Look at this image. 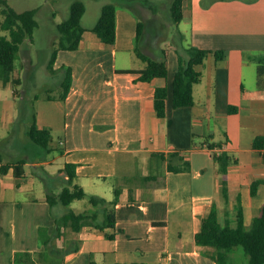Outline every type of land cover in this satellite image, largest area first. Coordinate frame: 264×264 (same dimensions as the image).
Segmentation results:
<instances>
[{"label": "crops", "instance_id": "obj_1", "mask_svg": "<svg viewBox=\"0 0 264 264\" xmlns=\"http://www.w3.org/2000/svg\"><path fill=\"white\" fill-rule=\"evenodd\" d=\"M54 1L57 10L65 7L64 0ZM73 1L66 0L68 11ZM83 1L84 16L92 10L96 18L92 26L82 24L87 30L77 49L58 51L53 72H60L61 92L34 95L37 124L49 128L52 138L57 133L60 147L50 143L48 159L40 156L39 149L36 159H23L35 168L50 165L63 179H68L66 164H72L76 171L73 183L88 195L113 201L117 189L118 198L109 207L115 225L101 229L98 225L106 218L105 207L90 201L91 207L73 205L74 200L60 212L54 211L58 203L47 199L51 183L38 196L16 198L15 190L35 189V178L27 172L17 178L11 167L0 177V264H15L18 253H45L47 245L40 241L42 227L50 229V234L46 232L52 236L51 243L60 250L53 255L63 256L59 263L46 261L48 264H218L206 253L207 248L196 243L202 219L215 207L222 224L233 219L230 225L236 226L241 208L249 227L264 205V76L261 84L258 77L259 65H264V0H184L183 18L176 22L174 36L158 43V52H151V39L142 41L146 27L151 26L140 18L138 9L157 17L159 4ZM107 3L117 8L113 44L103 42L92 31ZM168 3L172 17L173 0ZM140 21L144 28L138 39ZM159 26L164 25L160 22ZM164 37L160 30L154 41ZM30 42L22 43L15 59L13 77L19 79L18 84L7 79L0 67V124L22 117L17 95L32 99L25 94L35 84L30 66L27 71L28 64L33 65ZM137 45L154 59H161L168 49L165 78H140L136 71L147 62L136 55ZM189 46L211 53L196 67L201 80L193 86L194 103L175 107L173 80L179 51L185 53ZM218 50L225 52L223 58L215 56ZM50 58L51 54L48 64ZM63 65L71 66L73 74L65 98L61 97ZM18 85L23 86L20 92ZM160 85L168 89L165 117L158 116L155 109V89ZM217 150L234 158L228 167L226 193L214 158ZM175 151L188 158L190 169H182L183 160L174 157L175 168L169 167ZM256 180L262 182L253 194ZM70 208L93 218L78 231L64 226L69 234L65 247L54 238L60 237L63 225L57 229V219ZM34 215L46 222L37 220V231L24 234L23 220ZM238 251L230 252L226 264H236Z\"/></svg>", "mask_w": 264, "mask_h": 264}, {"label": "trees", "instance_id": "obj_2", "mask_svg": "<svg viewBox=\"0 0 264 264\" xmlns=\"http://www.w3.org/2000/svg\"><path fill=\"white\" fill-rule=\"evenodd\" d=\"M183 2L184 0H173L172 3V18L174 22H179L183 18ZM0 11L4 15V19L0 21V25L9 31L10 38L0 35V67L4 71L7 79H12L14 84L20 81L13 77L15 69V59L22 43L29 39L33 40L35 29L39 26V20L36 16L37 8H29L23 11L16 10L8 0H0ZM86 12V4L83 0H75L70 7L69 15L57 25L59 37L54 42L51 51V58L48 68L53 71V64L57 58L58 51L61 49L74 50L80 46L83 33L87 30L82 25V18ZM116 20L117 8L114 3H107L103 6L101 14L95 25L92 27L100 39L108 44H113L116 40ZM143 21L139 22L137 38L139 39L143 31ZM185 53L179 51V63L173 80V105L175 107L192 105L194 103L193 86L201 80V72L197 70V66L201 64L205 58L211 53V50L189 46L184 49ZM135 53L138 57L147 62L144 69L139 71L140 78L143 80H152L156 77H166L168 73V49L163 50L161 59H154L137 45ZM217 58H223L225 52L223 50L214 51ZM63 73L62 82V98L67 95L73 80L72 68L68 65L61 67ZM135 72V71H134ZM264 76V65H259L258 77L261 84V79ZM155 109L160 117L168 115V89L166 85L157 86L154 94ZM233 108V107H232ZM231 108V110H233ZM28 137L32 142L45 150H50V142L52 133L49 128L39 127L36 120V114L33 113V120L27 131ZM258 140H256V146ZM210 147H214L210 144ZM169 167L174 169L173 157L178 160H183L182 169H190L188 158L179 151L171 153ZM214 158L218 164L219 172L222 176L223 189L226 193L227 173L230 163L234 158L226 153L217 154L214 152ZM1 159V154H0ZM24 159L14 161L12 163H2L0 173L4 174L12 167L15 177L23 178L26 174ZM65 171L68 175L69 185L62 188L58 197L55 198L48 193V201L50 203H59L69 206L76 199L88 198L92 204H100L105 207L106 218L102 224L98 226L101 229L106 227H114L115 215L110 206H112L118 198L119 191L116 189V196L113 201H108L106 198L99 195H88L80 185L73 183L76 176L75 168L72 164H66ZM261 180H256L252 184V193L255 194ZM90 218H93L87 212H77L70 208L63 217L57 219V229L60 227V222L63 225H69L74 231L80 230L84 225L89 224ZM112 237V234H108ZM196 243L207 248L206 253L214 258L218 264H223L227 261L230 252L242 247L245 254L248 256L249 264H264V205L260 213L253 219L251 226L246 227L243 210L240 208L237 212V224H222L219 220L217 209L213 207L209 214L202 219L200 230L195 235ZM50 242V243H49ZM51 244V245H50ZM49 249L45 253L39 252L38 257L32 260L23 257V254H31V252L18 253L15 258V264H36L42 259L45 261L55 262L54 253H60L57 245L51 243V240L46 244ZM37 253V252H36ZM56 262V263H57ZM59 263V262H58ZM93 264V263H92Z\"/></svg>", "mask_w": 264, "mask_h": 264}, {"label": "rangeland", "instance_id": "obj_3", "mask_svg": "<svg viewBox=\"0 0 264 264\" xmlns=\"http://www.w3.org/2000/svg\"><path fill=\"white\" fill-rule=\"evenodd\" d=\"M65 1V2H64ZM63 2L65 3V7L62 10H57L56 2L54 0H8V2L18 11H23L28 8L39 7L37 11V18L40 22L39 26L35 29L33 40L30 42V47H32V58L33 65L28 64L27 71L33 70V75L35 78L34 87H30L29 90L25 92L27 95L26 97L31 96L30 99H24L22 96L23 94L17 95V103L22 106L23 112L21 113L22 117L19 119H15L12 122H7L6 125L0 124V170L2 163H12L14 161L26 158L27 160L36 159L39 154L44 159H48L50 155H47L50 150H45L43 147L38 146L31 139L28 137L27 131L28 127L31 125L33 120V113L35 111V97L34 95H46V94H53L57 96L61 92L60 86V72H53L49 68H47L49 56L51 54L52 47H49L50 42L57 41L59 37V32L57 30V25L61 22L64 18H66L70 10L66 9V0ZM143 2H150L151 4H159L157 14L158 16L155 17L154 15H145V11L143 9H138L140 12V18L148 22L149 26L145 29V34L143 36L142 41H151V52H158V43L162 44L166 42V38H172L174 36V31H176V27H178L177 23L172 20L171 17V8L169 6V0H144ZM1 8V4H0ZM96 15L94 12L88 11L84 18H82V24L85 26H92L95 22ZM158 18V21L155 20ZM4 19V15L0 11V21ZM163 24V27H160V22ZM164 30L166 37L162 38L159 42L154 41V37L159 34V31ZM0 35L6 36L10 38V33L8 30L4 29L0 25ZM151 36V38H149ZM26 54V53H25ZM139 59V58H138ZM140 61L143 64L142 60ZM55 73V74H54ZM23 87V86H22ZM20 85H18L19 92L23 89ZM48 90V91H47ZM25 91V88H24ZM23 104V105H22ZM51 145L55 147H60L59 144V136L57 133H53V138L51 140ZM39 149L40 153L37 154L36 150ZM36 158H35V157ZM24 168L28 175L33 176L35 178V189L29 190H15L13 194L16 198H26L30 195H40L44 191L46 184L51 183V187L49 188L50 193L55 198L58 197L59 193L61 192L62 188L66 185H69V179H63L60 171H53L50 165L44 164L41 165L39 168H35L30 162L24 164ZM0 177H3V174L0 173ZM85 205L91 207V203L89 202L88 198L83 199H76L73 205ZM65 208V205L59 202L56 207H54V211L60 212L61 209ZM42 213V211H40ZM39 220L34 216L25 217L22 224V230L24 234L28 233V235H32V232L37 231L35 228L36 222ZM60 220V219H59ZM21 221V220H20ZM40 222H46V218H40ZM38 221V222H39ZM28 222V223H27ZM45 224V223H44ZM62 225V222H60ZM229 224L233 225V219ZM62 225L61 227V235L60 237L54 238L55 241H59L65 247H68V230ZM19 230H21L20 223L18 224ZM35 228V230H34ZM68 229L71 230L70 226L68 225ZM41 233V243L47 244L48 241L52 240V236H49V228L45 227V229H39ZM49 233H47V232ZM50 243V242H49ZM51 245V244H50ZM49 249V246H47ZM238 255L236 256V264H249L248 256L245 254L242 247H237ZM24 253V252H23ZM23 257L26 259H30V263H33L32 260L37 259L38 255L33 254H23ZM56 260L61 259L63 257L61 254H55ZM224 262L223 264H226ZM36 264H48L45 259L41 261L38 260Z\"/></svg>", "mask_w": 264, "mask_h": 264}, {"label": "built area", "instance_id": "obj_4", "mask_svg": "<svg viewBox=\"0 0 264 264\" xmlns=\"http://www.w3.org/2000/svg\"><path fill=\"white\" fill-rule=\"evenodd\" d=\"M217 154H220L221 153V151L220 150H217V151H215Z\"/></svg>", "mask_w": 264, "mask_h": 264}]
</instances>
